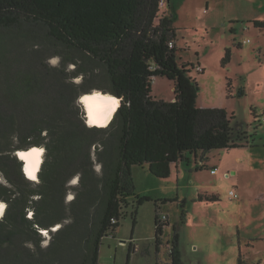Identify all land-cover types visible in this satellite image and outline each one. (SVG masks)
<instances>
[{"label":"trees","instance_id":"obj_1","mask_svg":"<svg viewBox=\"0 0 264 264\" xmlns=\"http://www.w3.org/2000/svg\"><path fill=\"white\" fill-rule=\"evenodd\" d=\"M169 5L170 0H0V171L8 181L0 182V200L8 203L0 217V260L5 254L25 264H62L54 255L61 248L70 264H102L103 238L119 227L124 207L133 205L130 198L136 201L133 215L135 203L152 200L135 192L134 165L147 164L166 178L174 164L189 160L187 153L257 145L253 134L237 130L226 108L198 105L195 64L180 62ZM254 22L264 27V19ZM54 56L61 64L47 61ZM230 59L227 49L223 65ZM80 76L81 82L74 80ZM93 76L102 83L88 86ZM156 76L174 81V100L153 95ZM231 85L229 78V97ZM94 91L117 96V111H87L81 96ZM32 146L45 148L39 180L26 176L16 154ZM76 176L77 186L70 185ZM69 190L75 196L67 201ZM162 214L157 210L155 216L157 251L168 221ZM63 222L46 255L34 257L27 243L39 246L43 229ZM178 243L174 226L169 264H183Z\"/></svg>","mask_w":264,"mask_h":264},{"label":"rangeland","instance_id":"obj_2","mask_svg":"<svg viewBox=\"0 0 264 264\" xmlns=\"http://www.w3.org/2000/svg\"><path fill=\"white\" fill-rule=\"evenodd\" d=\"M168 7L176 16L180 62L195 64L192 75L200 85L198 105L226 108L235 115L233 124L237 130L253 134L257 145L213 149L198 155L187 153L189 160L179 161L166 178L154 175L147 164L134 165L135 192L152 200L135 203L137 212L133 215L136 201L135 197L130 198L133 205L124 207L126 215L119 227L103 238L99 261L102 264H169L175 224L183 264H239L240 253L243 264H264V30L254 22L264 19V0H170L165 8ZM227 49L231 59L223 65ZM47 61L51 65L61 64L59 56L49 57ZM74 67L75 64L68 65L69 69ZM229 78L231 97L227 93ZM74 80L81 82L83 78ZM100 83V78L93 76L88 78L87 85ZM152 91L157 98L174 100V81L156 76ZM86 109L92 112L90 107ZM258 119L262 125L258 126ZM242 156L246 158L243 162L246 166H241L238 160ZM203 164V169H196ZM214 165L218 166L217 174L211 172ZM231 168L237 173H231ZM96 169L99 171L101 165L96 163ZM79 180L76 176L69 184L77 186ZM0 182L8 184L1 171ZM232 189L237 191L238 198L230 195ZM213 194L218 199L202 201V205L193 200L198 195ZM74 196L73 190H69L67 201ZM163 198L172 200L157 201ZM157 210L168 216L158 251ZM27 213L31 217L33 212ZM187 215L188 221L184 224ZM64 223L43 230L39 246L35 242L27 243L29 252L34 257L46 255L54 233ZM54 255L62 264H70L64 249L58 248ZM4 257L5 254L1 264H25L11 255Z\"/></svg>","mask_w":264,"mask_h":264},{"label":"bare ground","instance_id":"obj_3","mask_svg":"<svg viewBox=\"0 0 264 264\" xmlns=\"http://www.w3.org/2000/svg\"><path fill=\"white\" fill-rule=\"evenodd\" d=\"M109 98L114 99L118 103L113 105ZM81 101L86 107H90V110L106 114H114L120 104L119 98L115 95L97 93L93 94V92L81 96ZM44 153L45 148L43 146H32L28 149H22L18 151L20 159H22L24 162L25 173L29 178L34 180L38 179V173L42 166ZM6 208V201L0 200V217L4 216Z\"/></svg>","mask_w":264,"mask_h":264},{"label":"crops","instance_id":"obj_4","mask_svg":"<svg viewBox=\"0 0 264 264\" xmlns=\"http://www.w3.org/2000/svg\"><path fill=\"white\" fill-rule=\"evenodd\" d=\"M234 22V21H233ZM257 27V26H256ZM259 27V26H258ZM259 28H261L262 30H264V27H259ZM233 32V31H232ZM250 40V39H249ZM176 44H177V41H176ZM82 102V101H81ZM120 102V101H119ZM199 106H203V105H199ZM87 122H88V119H87ZM247 157V156H246ZM238 160L240 161V163L242 164L241 166H246V165H243V162L244 161H246V158H244V156H242V157H239L238 158ZM174 165H176V164H174ZM173 165V166H174ZM212 167H216L217 169H218V166H216V165H214V166H212ZM240 167V166H239ZM219 172V169L217 170V172L216 173H212V174H217ZM227 173H228V171L226 170V175H227ZM231 173H234V174H236L237 173V170L235 169V168H231ZM200 191H198V193H199ZM199 197H203V196H201V195H198V197L196 196L195 198H193V200H195V201H198V202H200V204L202 205L203 203H202V201H208V200H200V198ZM186 200V199H185ZM209 202V201H208ZM206 204H209V203H207L206 202ZM187 213H188V211H187ZM187 221H188V215H187V219L185 220L184 219V224L185 223H187ZM174 226H176L175 224H174ZM174 226H173V229H174Z\"/></svg>","mask_w":264,"mask_h":264},{"label":"built area","instance_id":"obj_5","mask_svg":"<svg viewBox=\"0 0 264 264\" xmlns=\"http://www.w3.org/2000/svg\"><path fill=\"white\" fill-rule=\"evenodd\" d=\"M164 3H165V0H161V4H164ZM170 46H171V47L174 46V42H173V41H170ZM217 170H218V169H217L216 167L211 168V172H212V173H216ZM230 195H231L233 198H238V197H239L237 191L234 190V189L230 190ZM167 218H168L167 214L163 213V214L161 215V219H162V220H166Z\"/></svg>","mask_w":264,"mask_h":264},{"label":"snow or ice","instance_id":"obj_6","mask_svg":"<svg viewBox=\"0 0 264 264\" xmlns=\"http://www.w3.org/2000/svg\"><path fill=\"white\" fill-rule=\"evenodd\" d=\"M109 99L111 100V102H112L113 105H115L116 103H118L117 101H115V100L112 99V98H109Z\"/></svg>","mask_w":264,"mask_h":264},{"label":"water","instance_id":"obj_7","mask_svg":"<svg viewBox=\"0 0 264 264\" xmlns=\"http://www.w3.org/2000/svg\"><path fill=\"white\" fill-rule=\"evenodd\" d=\"M16 154L18 155V157L20 158V155L18 154V151H16ZM22 160V159H21Z\"/></svg>","mask_w":264,"mask_h":264}]
</instances>
